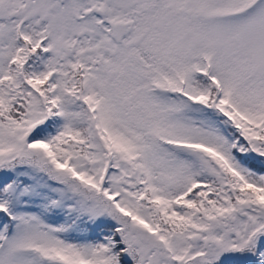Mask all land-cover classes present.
Wrapping results in <instances>:
<instances>
[{
    "label": "snow or ice",
    "instance_id": "1",
    "mask_svg": "<svg viewBox=\"0 0 264 264\" xmlns=\"http://www.w3.org/2000/svg\"><path fill=\"white\" fill-rule=\"evenodd\" d=\"M0 264H264V0H0Z\"/></svg>",
    "mask_w": 264,
    "mask_h": 264
}]
</instances>
